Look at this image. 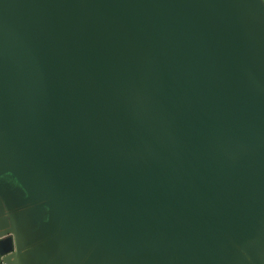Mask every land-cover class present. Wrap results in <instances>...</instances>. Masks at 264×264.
Here are the masks:
<instances>
[{
    "label": "water",
    "instance_id": "1",
    "mask_svg": "<svg viewBox=\"0 0 264 264\" xmlns=\"http://www.w3.org/2000/svg\"><path fill=\"white\" fill-rule=\"evenodd\" d=\"M0 264H264V0H0Z\"/></svg>",
    "mask_w": 264,
    "mask_h": 264
}]
</instances>
